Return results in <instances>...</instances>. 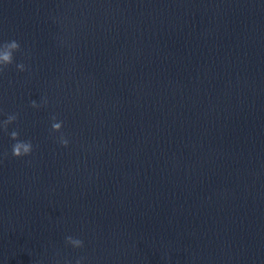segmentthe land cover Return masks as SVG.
Here are the masks:
<instances>
[{
    "label": "clouds",
    "instance_id": "9594fccd",
    "mask_svg": "<svg viewBox=\"0 0 264 264\" xmlns=\"http://www.w3.org/2000/svg\"><path fill=\"white\" fill-rule=\"evenodd\" d=\"M20 51L21 45L15 39L0 42V74H3L5 69L15 62L14 54ZM15 66L18 72H25L29 70L23 62L16 63ZM47 103V97H42L41 103H37L36 100H32L30 102V106L34 109H38L42 106H46ZM18 118V113L7 114L6 119L0 120V131L8 133L10 139L14 141L11 148V155L19 159L31 156L34 151V145L31 140L20 139V133L18 130L13 129L11 132H8L9 125L17 123ZM51 121V132L60 134L56 137V142L61 147H69L70 140L63 132V121H58L55 115L51 116ZM4 157H7V153H4ZM65 243L72 246L74 249H82L84 247V241L82 239L71 235L65 237ZM85 259V257H79L76 259L75 264H84ZM68 264H71V262H68Z\"/></svg>",
    "mask_w": 264,
    "mask_h": 264
}]
</instances>
